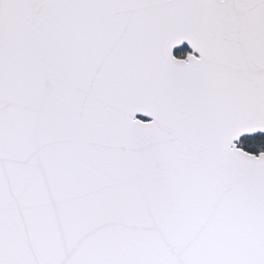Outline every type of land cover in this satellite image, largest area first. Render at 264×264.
Segmentation results:
<instances>
[{
    "label": "snow or ice",
    "instance_id": "6c2138e0",
    "mask_svg": "<svg viewBox=\"0 0 264 264\" xmlns=\"http://www.w3.org/2000/svg\"><path fill=\"white\" fill-rule=\"evenodd\" d=\"M0 264H264V0H0Z\"/></svg>",
    "mask_w": 264,
    "mask_h": 264
}]
</instances>
